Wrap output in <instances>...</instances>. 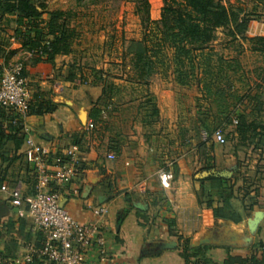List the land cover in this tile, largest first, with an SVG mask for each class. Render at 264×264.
Listing matches in <instances>:
<instances>
[{
  "label": "crops",
  "instance_id": "obj_1",
  "mask_svg": "<svg viewBox=\"0 0 264 264\" xmlns=\"http://www.w3.org/2000/svg\"><path fill=\"white\" fill-rule=\"evenodd\" d=\"M15 16L0 18V70L15 58L24 60L29 100L50 102L53 109L30 113L25 119L27 133L10 125L11 111L0 107V187L6 188L0 189V264L22 253L26 243L40 240L26 205L11 202L14 194L22 198L37 188L25 157L27 135L52 154L71 144L75 136L80 139L77 178L52 188L76 220L100 226L104 250L92 249L88 264H264V205H249L234 190L230 203L240 216L238 221L213 216L206 205L204 179L224 177L216 167L217 155L211 160L213 167L205 170L195 157L174 154L172 144L164 152L134 135L102 139V134L87 129L100 89L76 83L65 55L55 56L52 62L27 57L11 40ZM162 174H169L165 183ZM211 206H220L215 196ZM95 207L106 212L95 215ZM183 243L198 248L196 254L185 259Z\"/></svg>",
  "mask_w": 264,
  "mask_h": 264
},
{
  "label": "rangeland",
  "instance_id": "obj_2",
  "mask_svg": "<svg viewBox=\"0 0 264 264\" xmlns=\"http://www.w3.org/2000/svg\"><path fill=\"white\" fill-rule=\"evenodd\" d=\"M149 4V19H159L163 0H147ZM222 3L244 5L247 12H252L246 35H264V4L263 0H220ZM44 10L60 12L58 24H64L72 29L70 53L64 61L74 76V81L82 82V86L97 87L101 92V83L106 86L110 96L97 102L100 109L99 117L114 122L121 128L120 136L114 130L104 131L102 139L113 136L120 139L140 137L148 143L160 146V151H166L169 144L174 154L185 152L191 158L205 165L208 157L217 155L216 167L222 170L224 177L232 178L233 189L248 193V198L255 199L264 205V143L258 137L247 145H238L237 133L234 131L236 115L244 109V104L236 100H227V109L233 105L236 109L231 114L230 123L217 126L223 137V143H216L212 138L204 145L200 140L207 138V133L200 128V123H208L219 110L211 100L195 85L190 87L175 83L172 74L171 50L154 46V30L143 28L140 16L135 11V4L130 0H36ZM256 4L255 9L253 5ZM216 38L210 46L227 57H237L242 65L250 71L254 67H264V55L244 50L241 54L223 48L228 40L223 29L216 31ZM146 39L149 52L154 53L156 72L148 80V90L154 97L158 110L156 116L147 122H140L143 111L150 112L149 105L140 106L142 113L132 119L137 107L145 100L140 86L128 81L131 76L130 57ZM15 58L13 61H16ZM250 77H253L249 73ZM251 84V81H250ZM238 93L243 89L236 84ZM110 91V92H109ZM264 100V92L262 96ZM210 104V105H209ZM92 107L90 108L91 111ZM248 109L244 110L246 112ZM259 119L264 123V105L259 113ZM106 135V137H104ZM212 145L209 151L208 146ZM170 146V147H171ZM169 149V148H168ZM211 161V160H210Z\"/></svg>",
  "mask_w": 264,
  "mask_h": 264
},
{
  "label": "trees",
  "instance_id": "obj_3",
  "mask_svg": "<svg viewBox=\"0 0 264 264\" xmlns=\"http://www.w3.org/2000/svg\"><path fill=\"white\" fill-rule=\"evenodd\" d=\"M130 1L135 4V11L141 18L143 28L152 26L154 46L167 47L172 51L171 64L175 83L185 87L195 85L203 97L211 100L210 104L213 103L219 110V114L211 121L200 123V128L207 133V138L200 140L199 145H204L210 140L211 133L217 126L231 122V114L236 105H233L231 110H226L227 100L230 99L236 100L239 105H245L243 111L236 115L234 131L238 137L237 146L247 145L255 137L263 141L264 123L258 116L264 105L262 99L264 67H254L248 71L239 58L224 56L210 46L216 38L217 29L221 28L229 38L223 44V48L231 49L236 54L247 50L264 55V35L248 36L245 33L249 21L254 19L252 12H247L244 5L226 4L220 0H163L159 19L151 21L147 0ZM253 6L255 9L256 4ZM9 13L16 15V28L11 35L12 42L18 43L23 51L38 49V52L30 56L31 58L52 62L55 56L70 53L73 32L64 24L57 23L60 12L46 11L41 5L36 4V0H0V18ZM149 50L146 39H143L140 47L130 57L132 73L128 81L140 86L145 92V100L139 104L132 119L142 113L140 106L145 104L151 107L150 112L143 111L140 122H147L158 113L154 97L148 90V80L156 72L155 55ZM249 73L253 77H250ZM77 83L82 84L81 81ZM237 83L243 89L241 95L238 93ZM101 86V93L96 99L98 103L110 97L103 82ZM52 109L53 105L50 102L29 100V114L48 112ZM246 109L248 110L244 112ZM99 112L100 109L94 103L89 113L91 120L89 123L93 126L91 130L97 134L114 130L115 135L119 136L121 128L114 122L107 123L100 118ZM10 125L20 130V127L11 123ZM79 140L75 136L72 144L79 146ZM111 141L115 140L111 138ZM208 149L212 150L211 144ZM212 159V156L208 157L202 169H211ZM204 180L208 183V189L202 192H205L206 205L212 215L238 221L240 216L233 211L230 203L234 192L232 178L211 175ZM214 196L220 205L216 208L211 206ZM247 196L248 193H243L242 200L248 201L249 205L259 204L257 200ZM197 251L198 248L182 244L185 259L195 255Z\"/></svg>",
  "mask_w": 264,
  "mask_h": 264
},
{
  "label": "built area",
  "instance_id": "obj_4",
  "mask_svg": "<svg viewBox=\"0 0 264 264\" xmlns=\"http://www.w3.org/2000/svg\"><path fill=\"white\" fill-rule=\"evenodd\" d=\"M13 40V37H11ZM38 49L24 51L27 57ZM23 60L19 59L4 65L0 73V107L11 111L10 123L29 132L25 119L29 115V96L23 76ZM91 123L87 129H91ZM216 143H223L224 137L219 130L212 133ZM25 157L36 179L34 194L11 200L13 205H26L33 221V229L40 234L38 243L28 242L22 253L5 258L1 264H88L87 255L92 249L104 250V238L97 223H82L76 220L61 205L59 192L52 185L73 182L81 171L80 148L69 144L60 152L52 154L47 146L37 144L30 135L26 139ZM111 157V155H107ZM169 174L160 176L167 182ZM1 190H6L4 186ZM93 214L102 215L104 207H95Z\"/></svg>",
  "mask_w": 264,
  "mask_h": 264
},
{
  "label": "water",
  "instance_id": "obj_5",
  "mask_svg": "<svg viewBox=\"0 0 264 264\" xmlns=\"http://www.w3.org/2000/svg\"><path fill=\"white\" fill-rule=\"evenodd\" d=\"M80 118H81L82 121L84 120V115H83V113L81 114ZM206 173H207V172H206Z\"/></svg>",
  "mask_w": 264,
  "mask_h": 264
}]
</instances>
